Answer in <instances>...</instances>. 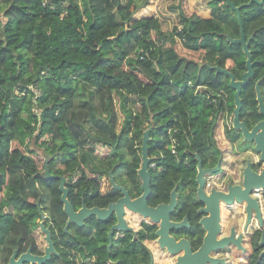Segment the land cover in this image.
Returning a JSON list of instances; mask_svg holds the SVG:
<instances>
[{"label":"trees","instance_id":"16d2710c","mask_svg":"<svg viewBox=\"0 0 264 264\" xmlns=\"http://www.w3.org/2000/svg\"><path fill=\"white\" fill-rule=\"evenodd\" d=\"M206 1L207 16L185 0H156L153 13L136 16L149 0H0V254L7 257L16 238L24 249L41 234L39 208L59 254L51 264H149L144 239L155 237V226L117 231L110 245L114 217L64 227L59 186L74 209L121 195L102 189L103 177L137 197L148 131V201H167L175 188L184 203L197 158L212 166L225 149L219 125L227 140L240 134L230 121L229 76L214 68L241 79L246 56L232 41L240 24L253 75L241 88L239 117L248 128L264 118L255 89L264 101V0ZM230 3L240 6L241 23Z\"/></svg>","mask_w":264,"mask_h":264},{"label":"flooded vegetation","instance_id":"af4514ba","mask_svg":"<svg viewBox=\"0 0 264 264\" xmlns=\"http://www.w3.org/2000/svg\"><path fill=\"white\" fill-rule=\"evenodd\" d=\"M230 121L232 124V118ZM223 142L225 149L218 156L217 162L214 165L203 166L197 158L195 175L192 179L194 185L191 189L190 186L186 189L184 203L179 202V194L175 188L169 191L167 201L156 202L155 204L149 203V193L147 203L153 207L160 203H167L172 190L175 191L176 203L169 214V219L173 222H180L185 219L186 224L179 227H171L168 233L176 241L181 237L186 238L189 251L192 255L205 245L203 250L205 257L201 259L196 257V260H199L197 264H264V177L260 180H255L256 182L253 181L257 175H261L264 169V160L261 158V152L255 149V143L245 140L241 132L234 140H227L223 134ZM199 161L203 168H212L218 165V169L215 172H206L203 174L201 187L203 197H200L198 194L199 183L196 181ZM110 178L108 179V188L104 189L102 187V189L109 190L110 187H113ZM142 191L143 189L141 193ZM121 196L122 192L121 195L110 202L116 201ZM183 207H185L186 212L177 218L176 214L180 213ZM200 209H203V211H200ZM42 214L39 220L41 234L38 237L28 239V244L24 249H21L17 244L19 239H14L13 242L15 245L11 253L7 257L3 253L0 254V264H8L15 250L17 252L14 256V261H17L19 256L28 249H30V253L33 255L44 254L45 248L48 246V241L46 239V232L42 229V226L47 228L49 237L50 230L48 226L49 222H47L48 225H44L42 220L45 214ZM123 216L127 225L131 227L130 230L141 228L144 222L155 226L153 230L155 237L152 239H144V243L151 253L149 264H155V249L160 253L157 264L175 263V256L167 253L165 247H161L158 242V235L155 234L159 226L158 222H154L149 217H144L137 212H132L127 209H125ZM109 217L115 218L114 222L110 225L111 227L117 220L114 212L107 218ZM69 224L65 222L64 227H67ZM183 227L186 228L184 234L179 230ZM117 231L122 230L114 229L111 235V241L107 233L108 245L112 243L113 234L115 232L117 234ZM205 238L208 239L205 240ZM4 241V239H0V243ZM51 242L55 250L53 239H51ZM52 254L59 256L55 250L41 264H51L48 260ZM18 264L37 263L25 260Z\"/></svg>","mask_w":264,"mask_h":264},{"label":"water","instance_id":"95a60500","mask_svg":"<svg viewBox=\"0 0 264 264\" xmlns=\"http://www.w3.org/2000/svg\"><path fill=\"white\" fill-rule=\"evenodd\" d=\"M231 7L237 12L238 20L241 23L239 17V7L233 3H230ZM233 42H238L242 46V51L246 56L245 60V71L242 73L241 79H236L234 75L226 68L215 66L214 68L229 76V84L231 88L234 89V109L232 116V126L235 129H239L241 135L245 140L253 141L255 143V149L261 152V158L264 160V118L256 122L250 129L245 125L243 121L240 120L239 113L241 110V98L240 91L242 86H245L248 82V79L253 75V70L251 66V54L248 48V40L244 36L242 25L240 24V33L239 37L232 39ZM256 89V101L257 107L261 114L264 115V101L260 92L258 85L255 86ZM147 140H148V131L144 132L142 144H141V162L138 168V175L142 180L141 187L143 189L142 193L135 198H131L128 191L124 186H121L113 181L111 176V182L113 187L121 190L122 196L119 197L116 201L108 203L106 207L92 206L88 207L82 203L81 207L74 209L72 203L67 199V189L63 186L61 182L59 188L61 190L60 201L63 204V211L67 216L66 224L74 222L78 225H82L84 220L87 217L95 216L99 219L107 218L112 212L115 213L116 223L110 227L108 232V238L111 241V235L114 229H119L122 231L130 230L131 227L127 225L124 212L125 209L132 212H137L144 217L151 218L154 222H158L159 226L155 231V234L158 235V242L161 247H165L167 253L175 256L174 264H197L199 260H196V257L201 259L205 255L203 253L205 245H203L195 254H191L189 251V245L186 238L181 237L176 241L174 237L170 236L168 233L169 228L179 227L186 224V220L183 219L180 222H173L169 219V214L172 211L176 203V193L174 190L171 192L170 199L167 203H160L156 206H149L147 203V197L150 193V173L148 171V165L151 158L148 156L147 152ZM218 169V165L212 168H203L199 161L198 163V173L196 176V181L199 183L198 194L200 197H203L202 194V183H203V174L206 172H215ZM47 170V169H46ZM48 173V171H47ZM46 175V174H45ZM264 177V169L261 175H257L255 180H260ZM256 182V181H255ZM40 215H43L40 209L38 208ZM203 211V209H200ZM42 229L46 232V239L48 241V246L45 248L43 255H33L28 249L25 253H22L17 261H14V256L17 252L15 250L13 255L10 257L8 264H18L21 261L29 260L31 262H36L41 264L46 259L49 258L51 252H54L51 239L49 237V232L47 228L42 226ZM209 238V237H208ZM208 238H205L208 239Z\"/></svg>","mask_w":264,"mask_h":264},{"label":"rangeland","instance_id":"374dc122","mask_svg":"<svg viewBox=\"0 0 264 264\" xmlns=\"http://www.w3.org/2000/svg\"><path fill=\"white\" fill-rule=\"evenodd\" d=\"M155 2L156 0H149V3L147 4V6L145 8H141L138 11H136V13L134 15L136 16H146V15H150L151 13H153L155 11ZM186 2V6L188 7L189 10H192L194 12H196L199 15L202 16H207L209 14L208 8H207V1L206 0H185ZM133 6H130L127 13L129 15V13L131 12ZM134 18V16H132ZM177 50L178 52L183 55L186 56L188 58H193L196 60L200 59V55L198 52H192V51H188L185 48H182L180 45L177 46ZM223 124H220L218 127V130L216 132V138L218 140V143L220 146L223 147ZM12 146L16 145L14 142H12L11 144ZM36 162H37V166L40 167L43 170L44 174H47V167L44 164L42 159H39L38 156H35ZM100 183L102 185V187L104 189L108 188L109 185V181L107 177H103L100 180ZM132 215V213H131Z\"/></svg>","mask_w":264,"mask_h":264},{"label":"crops","instance_id":"0c3cea01","mask_svg":"<svg viewBox=\"0 0 264 264\" xmlns=\"http://www.w3.org/2000/svg\"><path fill=\"white\" fill-rule=\"evenodd\" d=\"M154 257H155V264L158 262V258L160 257V253L158 250L155 249L154 251Z\"/></svg>","mask_w":264,"mask_h":264}]
</instances>
